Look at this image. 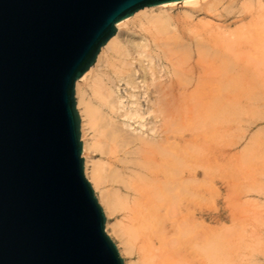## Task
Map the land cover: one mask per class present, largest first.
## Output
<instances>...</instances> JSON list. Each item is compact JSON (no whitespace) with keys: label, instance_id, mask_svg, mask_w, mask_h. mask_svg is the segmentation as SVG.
Here are the masks:
<instances>
[{"label":"bare ground","instance_id":"obj_1","mask_svg":"<svg viewBox=\"0 0 264 264\" xmlns=\"http://www.w3.org/2000/svg\"><path fill=\"white\" fill-rule=\"evenodd\" d=\"M115 29L74 96L84 175L123 264H132L125 256L136 264H232L242 246L248 258L264 256V239L259 250L256 241L234 242L233 230L203 223L198 208L202 178L220 175L226 189L239 181L234 168L224 171L239 155L247 182L260 173L264 128L253 126L264 122V0L164 2ZM244 117L245 130L254 129L248 141ZM231 130L243 131L238 141ZM88 150L107 163L89 162ZM117 213L122 221L109 222Z\"/></svg>","mask_w":264,"mask_h":264},{"label":"water","instance_id":"obj_2","mask_svg":"<svg viewBox=\"0 0 264 264\" xmlns=\"http://www.w3.org/2000/svg\"><path fill=\"white\" fill-rule=\"evenodd\" d=\"M0 0V264H123L84 175L75 85L145 7Z\"/></svg>","mask_w":264,"mask_h":264},{"label":"rangeland","instance_id":"obj_3","mask_svg":"<svg viewBox=\"0 0 264 264\" xmlns=\"http://www.w3.org/2000/svg\"><path fill=\"white\" fill-rule=\"evenodd\" d=\"M177 9H179V6L178 8L175 7L174 10H172V12L175 13ZM243 120L244 123H242L241 128L244 130L245 136H248L246 140L248 141L250 135L253 137L252 132L254 131V129L251 130L250 132L246 131L245 129L249 125V123H247L246 121H248L249 118L244 117ZM256 123L257 124L254 125L253 128L256 126L264 128L263 121L260 120L257 121ZM228 133L231 135V138H233L234 141H238L241 136L240 134H242L243 131L231 130V132L229 131ZM188 134L189 133L186 132V135ZM260 139H264V132H262ZM252 141L253 140H250V142ZM227 142L228 140L224 139L225 147H227L228 144ZM85 153L86 154L84 155L87 156L85 157L89 159V162L91 160H94L97 161V163L101 161L107 163L106 157L103 156L101 153H99L97 150L95 151L88 150ZM260 156L256 157L255 159V165H257L256 171H260V173L255 174V178H256L254 180L255 182L253 181L251 182L250 178L249 181L247 182L246 179L244 178L245 171L247 170L246 163L244 162V157H245L244 155H239L238 157L239 164L235 165V162L234 163L232 162L230 164V167L227 165L226 169H224L225 172L227 171L232 172V169L234 168L238 172V175L240 176L239 181L230 182L229 189L225 188L224 184L226 183V181L220 175L214 177L207 176L205 179L202 178L203 188L201 189V197H200L201 202H199L200 204L198 205V208L201 209L202 211L201 216L203 223H215L213 225H215L219 231L229 230L231 232L233 230L234 232L232 234L235 235H232L233 236L232 239L234 240V242H237L239 240L240 241L250 240V242L252 241L253 243L254 241H256L253 244L255 248H253L251 245V248L249 247L248 250L252 248L255 250L256 249L259 250V248L262 247L259 241L261 239H264V165L261 164L262 162H264V154L262 155L260 154ZM205 165H207V163ZM110 168L113 169V166L110 165ZM200 172L201 174H203L204 172L209 174L208 167H206L204 170L200 169ZM84 174H85V169H84ZM204 175L206 176V174ZM246 186L250 188L246 189L245 188ZM94 194L96 196L97 191H94ZM116 219L118 221L119 220L122 221V214L117 213L109 217L108 220L109 222L113 223L116 221ZM237 225L238 227L239 225L241 226L239 227L240 229L237 227ZM242 227L245 228L242 229ZM254 233L257 235H254ZM236 238L237 239L239 238V240H236ZM112 241L114 242L115 240ZM258 242L259 244H257ZM244 247L245 246L241 247L242 249L240 252L241 254L235 255L234 260L237 258V256L238 259H236L237 261L236 260L233 261L232 264L234 262L235 263L237 262L236 264H238V262L241 264L242 262L245 261V259L248 260L247 263H252V264H262L264 262L263 254L262 255L256 254L248 258V255L246 254L247 252L244 249ZM262 248L264 249V246ZM125 258L130 260L132 264H136L134 258L126 257V256Z\"/></svg>","mask_w":264,"mask_h":264}]
</instances>
